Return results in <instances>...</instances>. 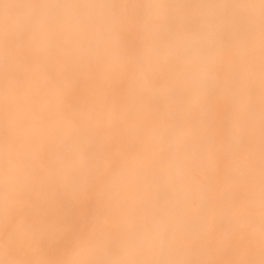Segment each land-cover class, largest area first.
Masks as SVG:
<instances>
[{
  "label": "clouds",
  "instance_id": "obj_1",
  "mask_svg": "<svg viewBox=\"0 0 264 264\" xmlns=\"http://www.w3.org/2000/svg\"><path fill=\"white\" fill-rule=\"evenodd\" d=\"M0 264H264V0H0Z\"/></svg>",
  "mask_w": 264,
  "mask_h": 264
},
{
  "label": "bare ground",
  "instance_id": "obj_2",
  "mask_svg": "<svg viewBox=\"0 0 264 264\" xmlns=\"http://www.w3.org/2000/svg\"><path fill=\"white\" fill-rule=\"evenodd\" d=\"M74 222H75V225L77 228L81 227L82 226V219L79 215H77L75 218H74Z\"/></svg>",
  "mask_w": 264,
  "mask_h": 264
}]
</instances>
